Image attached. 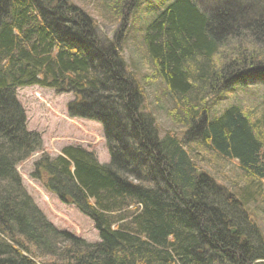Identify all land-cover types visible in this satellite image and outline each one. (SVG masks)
<instances>
[{
  "label": "trees",
  "instance_id": "16d2710c",
  "mask_svg": "<svg viewBox=\"0 0 264 264\" xmlns=\"http://www.w3.org/2000/svg\"><path fill=\"white\" fill-rule=\"evenodd\" d=\"M232 1L207 11L199 0H172L154 12L144 45L173 95L194 94L196 82L224 92L248 86L253 73L264 76V7ZM129 21L112 44L101 46L94 21L67 0H0V264L264 260L263 236L254 230L259 245L242 246L241 233L229 231L240 223L250 227L245 198L197 170L180 141L158 138L153 119L142 113V88L122 58ZM240 38L248 44L228 52L226 62L232 61L216 73L214 54ZM32 86L73 91L79 99L70 105L75 116L104 127L110 164L66 148L64 157L42 156L33 175L92 221L98 242L59 230L22 185L17 166L42 145L27 130L17 97L19 88ZM203 109L190 137L197 133L205 148L236 160L252 183L263 182L264 148L241 110L231 107L208 122Z\"/></svg>",
  "mask_w": 264,
  "mask_h": 264
},
{
  "label": "rangeland",
  "instance_id": "374dc122",
  "mask_svg": "<svg viewBox=\"0 0 264 264\" xmlns=\"http://www.w3.org/2000/svg\"><path fill=\"white\" fill-rule=\"evenodd\" d=\"M136 1L139 6L134 11V7L131 9L134 0H67L69 6L82 10L94 20L101 46L112 44L114 36L130 19L129 26L125 29V43L121 48L122 58L127 64L128 76H133L142 88V113L153 119L158 138L170 136L180 141L184 149L193 156L197 170L210 175L237 198H245L243 205L251 219L250 227L245 228L244 224L240 223L237 227H230L229 231L232 235L241 233L242 246L257 247L259 243L254 238V230L257 235L264 237V181L252 183L240 170L236 160L224 159L216 152L208 150L196 140L197 133H194L192 139L189 132L194 125L193 120L198 123L204 118V115L201 116L203 108L207 109L206 116L210 122L220 117L225 110L238 107L264 148V76L253 73L247 77L248 86L237 85L231 91L224 92L218 88L205 90L203 83L196 82V89H201L202 85L203 88L197 91L193 89L194 94L189 93L181 98L173 95L144 45L146 26L153 20L154 12L157 8L161 10L172 0H135L134 5ZM199 1L207 11L223 4V0ZM232 3L264 7V0H233ZM245 43L248 44V40L245 42L241 38L237 41H226L225 44L228 45L214 54V71L219 72L225 63L232 61L233 58L226 62L230 59L226 55L228 52L240 50ZM17 97L25 110L27 130L37 134L42 142L39 150L17 166L24 189L46 218L59 230L71 232L90 243L98 242V232L92 221L77 207L63 205L56 195L51 193L41 180L33 178V175L36 162L42 156L64 157L63 151L66 148H81L94 154L100 164H110L111 155L103 125L95 120L75 116L70 105L79 99L73 91L58 92L53 88L32 86L18 89ZM195 113L199 114L196 119ZM134 211L133 209L132 212ZM1 240H4L2 236ZM8 244L11 245L9 242ZM23 256L29 255L23 253ZM255 264H264V260H258Z\"/></svg>",
  "mask_w": 264,
  "mask_h": 264
},
{
  "label": "bare ground",
  "instance_id": "6f19581e",
  "mask_svg": "<svg viewBox=\"0 0 264 264\" xmlns=\"http://www.w3.org/2000/svg\"><path fill=\"white\" fill-rule=\"evenodd\" d=\"M89 18H90L92 21H94L90 16H89Z\"/></svg>",
  "mask_w": 264,
  "mask_h": 264
},
{
  "label": "water",
  "instance_id": "95a60500",
  "mask_svg": "<svg viewBox=\"0 0 264 264\" xmlns=\"http://www.w3.org/2000/svg\"><path fill=\"white\" fill-rule=\"evenodd\" d=\"M234 233V232H233Z\"/></svg>",
  "mask_w": 264,
  "mask_h": 264
}]
</instances>
